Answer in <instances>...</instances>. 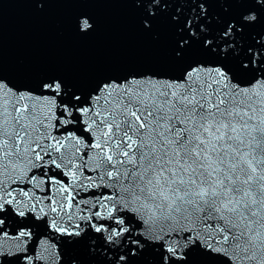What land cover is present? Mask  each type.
Segmentation results:
<instances>
[{"label": "snow or ice", "instance_id": "6c2138e0", "mask_svg": "<svg viewBox=\"0 0 264 264\" xmlns=\"http://www.w3.org/2000/svg\"><path fill=\"white\" fill-rule=\"evenodd\" d=\"M119 2L164 67L0 70V264H264V0Z\"/></svg>", "mask_w": 264, "mask_h": 264}, {"label": "water", "instance_id": "95a60500", "mask_svg": "<svg viewBox=\"0 0 264 264\" xmlns=\"http://www.w3.org/2000/svg\"><path fill=\"white\" fill-rule=\"evenodd\" d=\"M238 6L214 3L211 12ZM90 15L95 28L81 34L76 18ZM169 30L155 35L138 29L136 5L119 0H0V70L13 82L28 84L45 73H59L87 85L102 74L161 68L169 53Z\"/></svg>", "mask_w": 264, "mask_h": 264}]
</instances>
